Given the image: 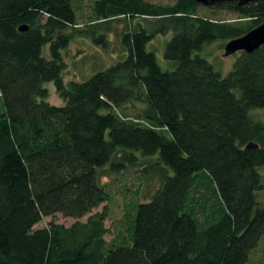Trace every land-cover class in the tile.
Instances as JSON below:
<instances>
[{"label":"trees","instance_id":"obj_1","mask_svg":"<svg viewBox=\"0 0 264 264\" xmlns=\"http://www.w3.org/2000/svg\"><path fill=\"white\" fill-rule=\"evenodd\" d=\"M74 1L0 0V264H251L264 241V124L250 115L264 111V44L227 76L197 51L263 23L264 1L94 0L83 30ZM115 21L120 57L66 80L71 41L108 51ZM170 32L164 57L176 67L163 70L147 46ZM140 166L145 194L128 238L108 242L104 178ZM199 187L210 212L193 205Z\"/></svg>","mask_w":264,"mask_h":264},{"label":"rangeland","instance_id":"obj_2","mask_svg":"<svg viewBox=\"0 0 264 264\" xmlns=\"http://www.w3.org/2000/svg\"><path fill=\"white\" fill-rule=\"evenodd\" d=\"M153 3L159 4H172L171 0H148ZM93 3L94 0H75L74 6L77 14V22L79 23L78 29L83 30L88 28L93 17ZM200 12L202 14H210L215 16V18L224 19L228 21H234L238 19V15L232 12L224 10H208L206 8H201ZM124 22H113L112 23V33L109 34L111 39L110 48L108 51H104L101 48L96 47L92 44L91 40L84 36H76L73 41H71L69 47L65 52V58L67 62L68 69L65 74V79L70 80L71 78H86L88 75H92V72L103 66H108L111 62H114L120 57L122 53V48L115 38V31H119L123 28ZM172 37V32L166 35H158L148 44L147 48L149 51L154 52L159 66L163 70H173L176 67V62L173 60H168L164 57V50L166 43ZM228 41L224 39H217L209 44H206L204 48L197 51L202 57L207 59L214 69L218 71L222 76H227L228 73L233 69L234 63L241 55V51H238L232 55H224V47ZM94 73V72H93ZM47 87L49 89V101L53 104L60 105L62 100L60 99L58 93L56 92L54 85L48 83ZM1 110V103H0ZM251 117L260 121L264 124V111L259 109H254L250 112ZM142 166L138 168H130L123 171L122 173L111 175L104 178L106 183L109 185L107 187L108 193L110 194V201L108 204V217L105 221V225L109 232L105 236L108 242L119 243L124 238H128V232L130 230V225L132 227L134 223L136 206L139 203L138 200L144 199V189L142 188L140 192V184L145 181L147 177L144 174V180H141V170ZM262 175V189L256 192V197L258 201L264 203V166L259 168ZM200 178L206 180L210 187V179L205 172L199 174ZM158 186L157 176L154 175L150 181L149 186L146 188L153 190ZM202 190L199 195L193 196L195 207H198L200 212L212 208L214 202L209 193ZM202 206V208L200 207ZM214 207V206H213ZM103 205L94 210V212L102 211ZM87 216L83 218L85 220ZM56 221L58 223H63L65 225H70L74 222V219L64 217L61 214L56 215ZM52 217H45L39 224L35 227H44L50 221ZM261 262L264 264V241L261 243L259 248L253 253L251 258V264H259Z\"/></svg>","mask_w":264,"mask_h":264},{"label":"water","instance_id":"obj_3","mask_svg":"<svg viewBox=\"0 0 264 264\" xmlns=\"http://www.w3.org/2000/svg\"><path fill=\"white\" fill-rule=\"evenodd\" d=\"M260 0H196L198 4L206 7H212L217 4L225 2H236L238 5L243 6L250 2H256ZM264 1V0H262ZM26 26H21L20 30H26ZM264 44V22L253 28L248 33L229 40L224 47V55L229 56L238 51L252 53ZM257 147L253 143L247 145V149Z\"/></svg>","mask_w":264,"mask_h":264}]
</instances>
